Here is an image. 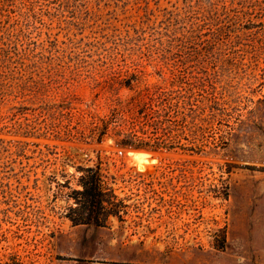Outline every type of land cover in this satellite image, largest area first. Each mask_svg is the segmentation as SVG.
Segmentation results:
<instances>
[{"label": "rangeland", "instance_id": "obj_1", "mask_svg": "<svg viewBox=\"0 0 264 264\" xmlns=\"http://www.w3.org/2000/svg\"><path fill=\"white\" fill-rule=\"evenodd\" d=\"M147 89L171 147L82 133ZM94 165L123 220L74 224ZM1 261L264 264V0H0Z\"/></svg>", "mask_w": 264, "mask_h": 264}, {"label": "trees", "instance_id": "obj_2", "mask_svg": "<svg viewBox=\"0 0 264 264\" xmlns=\"http://www.w3.org/2000/svg\"><path fill=\"white\" fill-rule=\"evenodd\" d=\"M176 107L165 93L147 89L139 98L117 99L108 114H92L82 133L87 131L99 144L112 134L124 148L150 151L169 148L180 135L174 130L179 126ZM78 170L80 188L73 190L75 206H70L67 215L70 220L74 224L98 226L107 224L110 216L123 220L121 211L126 204L104 180L101 166H79ZM0 264L17 263L1 261Z\"/></svg>", "mask_w": 264, "mask_h": 264}, {"label": "bare ground", "instance_id": "obj_3", "mask_svg": "<svg viewBox=\"0 0 264 264\" xmlns=\"http://www.w3.org/2000/svg\"><path fill=\"white\" fill-rule=\"evenodd\" d=\"M137 158H140L144 161H149V159L142 153H137Z\"/></svg>", "mask_w": 264, "mask_h": 264}]
</instances>
